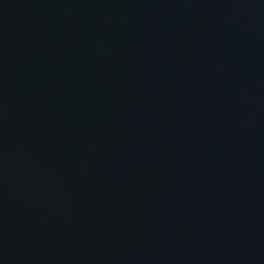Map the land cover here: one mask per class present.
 Masks as SVG:
<instances>
[{"label":"water","instance_id":"1","mask_svg":"<svg viewBox=\"0 0 264 264\" xmlns=\"http://www.w3.org/2000/svg\"><path fill=\"white\" fill-rule=\"evenodd\" d=\"M0 264H264V0H0Z\"/></svg>","mask_w":264,"mask_h":264}]
</instances>
